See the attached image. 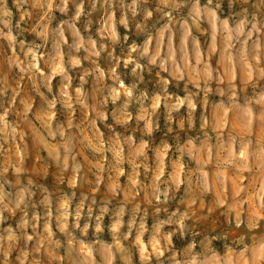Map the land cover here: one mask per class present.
Masks as SVG:
<instances>
[{"label":"rangeland","instance_id":"obj_1","mask_svg":"<svg viewBox=\"0 0 264 264\" xmlns=\"http://www.w3.org/2000/svg\"><path fill=\"white\" fill-rule=\"evenodd\" d=\"M0 264H264V0H0Z\"/></svg>","mask_w":264,"mask_h":264}]
</instances>
